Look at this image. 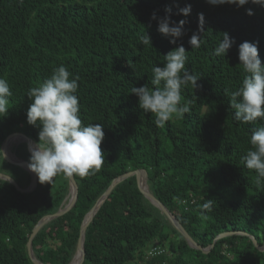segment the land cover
Segmentation results:
<instances>
[{"label":"trees","instance_id":"1","mask_svg":"<svg viewBox=\"0 0 264 264\" xmlns=\"http://www.w3.org/2000/svg\"><path fill=\"white\" fill-rule=\"evenodd\" d=\"M186 5H191L187 16L179 12ZM153 12L174 23L185 21L176 44L158 32ZM224 32L235 43L225 57L216 56ZM144 34L151 45L140 43ZM193 34L203 41L199 48L188 42ZM244 41L257 43L264 63V7L251 2L236 7L207 0H0V78L12 92L8 114L0 117V150L13 133L38 143L39 129L26 120L31 103L26 92L59 65L79 77L82 121L104 125L103 167L92 176H73L74 205L46 222L32 240L40 263L69 264L85 216L116 178L139 170L195 242L210 248L191 247L132 175L115 185L87 225L82 264H264V182L257 184L241 159L251 147V132L264 121H237L226 94L243 79L238 46ZM178 45L187 51L186 68L201 76L199 87L181 92L191 112L174 115L159 128L130 90L152 87V67H162L164 56ZM13 151L16 159L29 161L26 142ZM0 168L20 187L30 184L22 167L4 159ZM69 186L63 175L51 184L38 182L27 193L10 182L0 184V264H35L29 236L42 218L67 204ZM209 201L211 211L202 208ZM227 232L233 234L218 237Z\"/></svg>","mask_w":264,"mask_h":264},{"label":"clouds","instance_id":"2","mask_svg":"<svg viewBox=\"0 0 264 264\" xmlns=\"http://www.w3.org/2000/svg\"><path fill=\"white\" fill-rule=\"evenodd\" d=\"M209 4H232L236 7L249 2L264 7V0H207ZM166 8V12H170ZM191 5L179 9L185 16L189 15ZM251 15L252 10L246 9ZM150 19L158 21V32L176 44L183 36L184 20L174 23L169 15ZM201 23L203 14H200ZM191 48H199L203 41L193 34L189 39ZM142 45H151L150 37L144 34L140 38ZM234 39L227 32L222 34L213 54L225 57ZM239 65L244 73L240 84L226 94L233 116L237 121L255 124L264 121V63L261 62L256 42L244 41L238 46ZM187 51L178 45L164 56L163 66L154 65L151 69V86L144 84L132 87L130 92L138 97V107L143 112L154 115V124L165 127L172 117H184L191 112V102H182V89L199 87L194 75L186 68ZM79 77L71 73L66 66L59 65L53 69L50 77L38 86L30 88L26 94L31 103L26 112L27 123L39 129L38 143L30 147L27 168L36 174L41 184H51L54 177L78 176L81 178L95 175L104 165V153L100 147L104 139V125L101 123L85 124L80 118V104L77 95ZM12 92L9 82L0 78V117L8 114L9 98ZM251 147L241 157L244 167L256 174V183L264 182V125L256 127L250 134ZM6 154L0 150V163ZM0 168V184L10 182L11 173ZM211 211V202L202 205Z\"/></svg>","mask_w":264,"mask_h":264},{"label":"water","instance_id":"3","mask_svg":"<svg viewBox=\"0 0 264 264\" xmlns=\"http://www.w3.org/2000/svg\"><path fill=\"white\" fill-rule=\"evenodd\" d=\"M14 135H20L22 136V142H26L27 144V149L28 152L30 153V147L34 146L33 141L26 137L24 134L22 133H13L11 135H9L6 140L4 141L3 145H2V151L6 154V160L16 166L22 167L24 170H26L27 172L30 173L31 175V181L30 184L25 187L22 188L20 187L16 181L12 178L10 183L13 184L17 190H19L20 192L23 193H27V192H31L33 191L38 183V178L36 176L35 173H33L32 171H30L27 168V161H22V160H18V159H12L10 157H8L7 153H6V149L8 147V140L11 136ZM31 154V153H30ZM135 175L136 179H137V183H138V187L140 189V191L144 194V196L153 204L155 205L158 209H160L164 215L168 218V220L171 222V224L184 236V238L187 240V242L189 243V245L193 248L196 249H200L204 252L208 251V248H203L200 245H198L195 240L188 234V232L185 230V228L181 225V223L178 221V219L166 208V206L161 203L157 198H155V196L150 192L146 181L144 180L141 172L139 170L136 171H129L125 174H123L122 176L116 178L111 185L108 187V189L105 191V193L98 199V201L96 202V204L94 205V207L88 212V214L85 216L84 222L82 224L81 227V234H80V238L78 240V245H77V252L81 253V258L78 262L74 263V258L72 259V261L69 264H82L83 260H84V250H83V242H84V233H85V229L87 227V225L89 224V222L91 221V219L93 218L94 214L96 213V211L99 209V207L101 206V204L103 203V201L106 199V197L109 195V193L111 192V190L115 187L116 184H118L120 181H122L123 179ZM69 178V195L70 198L68 199L67 204L61 208L60 210H58L56 213L49 215V216H45L44 218H42L37 224L36 226L33 228L28 242H27V249H28V254L30 256V258L32 259V261L35 264H42L40 263L34 256L33 252H32V240L34 239V237L37 235V233L39 232V230L42 228V226L48 222L49 220L56 218L66 212H68L72 206L74 205L76 198H77V193H78V187L77 184L74 180V177H68ZM142 182L146 184L147 189H144V187L142 186ZM229 234H233V232H227V233H221L218 237H224L227 236ZM245 234V233H243ZM255 246L259 249L262 250L263 247H260L257 243L256 240L254 239V237H251ZM76 252V254H77ZM75 254V255H76ZM75 257V256H74Z\"/></svg>","mask_w":264,"mask_h":264},{"label":"bare ground","instance_id":"4","mask_svg":"<svg viewBox=\"0 0 264 264\" xmlns=\"http://www.w3.org/2000/svg\"><path fill=\"white\" fill-rule=\"evenodd\" d=\"M13 138H14V139H13ZM12 139H13V140H18V139H20V140L22 141L23 138H22V136L17 135V136L10 137L8 141H10V140L12 141ZM32 147H34V146H32ZM6 153H7L8 157L14 159L13 156H12L10 153H8L7 151H6ZM142 186L144 187V189H147L146 184L143 183V182H142ZM80 258H81V253H80V252H77V254H76L75 257H74V263L78 262V261L80 260Z\"/></svg>","mask_w":264,"mask_h":264},{"label":"rangeland","instance_id":"5","mask_svg":"<svg viewBox=\"0 0 264 264\" xmlns=\"http://www.w3.org/2000/svg\"><path fill=\"white\" fill-rule=\"evenodd\" d=\"M23 144V142L20 140V139H18V140H12V141H10L9 142V144H8V149H9V152H10V154L13 156V158H15L16 159V157H15V154H14V148L16 147V146H19V145H22ZM34 146H35V144H34ZM25 187H27V186H25ZM25 187H23V188H25ZM154 243V242H153ZM152 243V244H153Z\"/></svg>","mask_w":264,"mask_h":264},{"label":"built area","instance_id":"6","mask_svg":"<svg viewBox=\"0 0 264 264\" xmlns=\"http://www.w3.org/2000/svg\"><path fill=\"white\" fill-rule=\"evenodd\" d=\"M155 249H156V247L152 249L153 250L152 253H156Z\"/></svg>","mask_w":264,"mask_h":264}]
</instances>
